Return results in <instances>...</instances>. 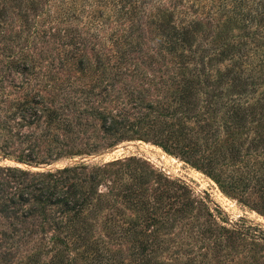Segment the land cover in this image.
I'll list each match as a JSON object with an SVG mask.
<instances>
[{
    "label": "rangeland",
    "instance_id": "obj_1",
    "mask_svg": "<svg viewBox=\"0 0 264 264\" xmlns=\"http://www.w3.org/2000/svg\"><path fill=\"white\" fill-rule=\"evenodd\" d=\"M220 3L0 0V173L95 171L89 220L114 264H264V117L250 113L264 83L235 93V56L219 54L239 49L242 76L264 40ZM164 21L197 26L171 45Z\"/></svg>",
    "mask_w": 264,
    "mask_h": 264
},
{
    "label": "trees",
    "instance_id": "obj_2",
    "mask_svg": "<svg viewBox=\"0 0 264 264\" xmlns=\"http://www.w3.org/2000/svg\"><path fill=\"white\" fill-rule=\"evenodd\" d=\"M221 8L233 14V21L245 22L251 13V38L260 33L264 40V28L255 30L257 19L264 18V0H219ZM251 6V12L248 8ZM246 7L245 12L243 8ZM248 9V10H247ZM237 16V17H236ZM248 16V17H247ZM197 22L181 27L180 36L172 32V26L162 22L157 25L161 34H170L173 39L169 44L187 43L191 37V26ZM195 26V27H196ZM247 26V23H246ZM190 28V29H188ZM235 49V48H234ZM238 50L219 52L229 59H238L235 53ZM202 58V57H200ZM235 59L224 69L223 76H229L232 87L237 94H245L248 85L264 83V50L251 49V69L242 72V76L234 70ZM250 82H246L247 79ZM247 108L250 105L246 104ZM251 115L260 114L264 117V88L251 103ZM86 166L80 164L73 167H61L53 172H37L28 179L25 170L6 167L9 172L0 173V259L6 256L13 257L16 264H65L63 258L65 251H77L79 258L85 264H114L110 260L103 246L101 238L93 237L91 216L101 205L100 194H94L95 171H85ZM80 173H83L81 176ZM86 184V185H85ZM66 185V189H61ZM83 187V188H80ZM54 207L55 210L51 211ZM56 214V215H53ZM63 215V220L57 218ZM65 215V216H64ZM50 223L55 231L46 242L41 237V227ZM48 223V224H49ZM40 229V230H38ZM38 230V231H37ZM6 244V245H4ZM7 251V252H6ZM24 251V252H22ZM50 252L47 260L41 255ZM42 253V254H41ZM135 264H152L149 256L139 254ZM67 262L69 259L65 258ZM69 264V263H68Z\"/></svg>",
    "mask_w": 264,
    "mask_h": 264
}]
</instances>
